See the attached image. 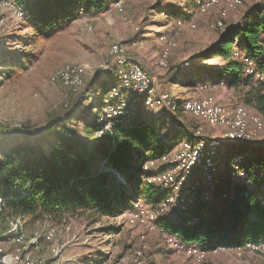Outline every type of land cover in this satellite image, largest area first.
Segmentation results:
<instances>
[{"label": "rangeland", "instance_id": "obj_1", "mask_svg": "<svg viewBox=\"0 0 264 264\" xmlns=\"http://www.w3.org/2000/svg\"><path fill=\"white\" fill-rule=\"evenodd\" d=\"M117 3V0H111L105 8L97 12L85 13L79 8L75 17L49 34L43 35L38 34L30 21L24 18L27 13L16 0L0 1V149H5L15 140L22 141L27 138L34 140L44 137L47 133L46 127L52 123H57L58 127L75 129L80 137L89 141L93 137L94 130L90 124L95 123L94 134L100 136L99 119L95 117L98 109L94 111V108L100 107L99 101L107 98L113 86L119 85L116 74L106 64L112 43L123 45L133 61L132 56L137 51L151 48L153 51L156 50L157 64L163 70H167L169 65L174 67L180 61L189 59L194 64L193 71L202 68L204 73H210V69H214L222 62L221 58L215 56L207 59H195L194 56L214 42L222 30L215 26V21L220 18L219 10L223 7V3L210 7L207 12L198 15L189 14L193 1L188 8L185 7L186 0H124L123 5ZM256 3L264 4V0H244L236 7L228 8L223 18L224 23L237 22L245 10ZM173 5L177 6L176 16L169 15L164 9ZM178 16L184 19V23L180 28H175L174 22ZM191 22L195 24L194 27L189 25ZM160 33L166 34L165 41L159 39V36L163 35ZM163 51L167 52L165 67L159 64ZM4 63L11 65L6 68ZM65 66L77 67L80 72L82 83L77 91L71 90L60 81L51 79L58 69ZM203 72H197V78L186 85L183 81L190 79L192 77L190 74L179 82H173L172 72L170 74L166 71L165 78L162 81L159 78V85L156 78L153 84H156L158 90L165 88L173 96H178L176 93L188 95L187 93L196 90L205 91L206 85L210 86V83L202 80ZM255 76L263 79L260 81H264V72L261 78L256 74ZM214 84L217 87L225 86L227 89L225 83L219 84L217 81ZM229 91L234 96V100L229 103H242L237 90L233 88ZM206 95L212 96V94L202 96ZM151 108L154 111L162 108L173 111L156 105L145 107L139 99H136L129 104L125 116L121 118L122 121L118 122L130 123V119L137 116L141 109H145L144 113L150 116V122L161 138H169L172 136L171 132L179 130L171 117L165 119L164 113L150 112ZM197 121L199 122L194 120L197 127L190 132L191 135L204 140L216 138L220 142V149L213 161L217 168L211 184L206 185V188L200 182L199 188L195 190L199 195L208 198L207 190L209 192L213 190L218 175L223 179L229 178L232 179L231 181L240 182V178H244L246 173L239 169L234 174L233 171L236 170L233 169L230 170V176L227 171L226 155L221 165L222 156L230 150L222 149L221 144L225 141L221 131L220 136L204 138L201 136L200 126V122L203 121ZM177 136H181V133ZM182 139L185 137L175 140L172 143L174 149L164 153L169 156L168 159H171L177 144ZM260 142H264V126L259 135L252 140V143ZM41 148L47 149V146L43 145ZM168 159L160 160L159 156L146 158L142 162V168L146 171L155 170L158 166L164 167L161 170L172 168ZM240 160H234V163L238 164ZM157 171L160 170L152 173ZM199 172H201L199 169H195L193 177L183 189L195 177L199 178ZM258 173L262 175L264 169L261 168ZM114 174L122 185L131 187L124 176L115 171ZM147 179L149 180L150 176ZM261 184H263L262 192L264 182ZM154 185L163 193H169V190ZM1 199L0 197V211L5 202ZM188 204L177 208L184 209ZM149 206L158 218V225H155L154 229L139 223L134 218L130 213L133 206L114 216H102L96 222H91L83 215L75 213L46 214L39 218L27 215L10 218L0 215V264H24L26 257L33 260L32 264H196L195 258L186 252V247L192 245L172 240L168 230L160 225V220L169 216L173 208L161 209L159 203L155 207ZM49 233H52V236L47 239L46 235ZM17 235L23 239L20 244L14 240ZM249 243L224 247L217 253L208 252L202 263L264 264V247L261 246L264 242L258 246Z\"/></svg>", "mask_w": 264, "mask_h": 264}, {"label": "trees", "instance_id": "obj_2", "mask_svg": "<svg viewBox=\"0 0 264 264\" xmlns=\"http://www.w3.org/2000/svg\"><path fill=\"white\" fill-rule=\"evenodd\" d=\"M110 1L16 0L27 13L24 18L43 35L71 20L79 8L85 13L97 12ZM192 1L186 0L185 7ZM164 9L172 16L178 12L175 5ZM210 56L222 59L210 73H204L202 68L193 71L194 64L189 59L174 67L169 65L166 71L172 72L173 82L190 74L192 77L183 81L186 85L197 78L199 71L204 74L203 81L225 83L237 90L242 103L264 121V81L247 73L244 61L250 59L255 70L264 72V4L249 6L237 22L225 24L217 39L194 58ZM9 65L4 63L6 68ZM140 116L137 114L130 123L114 121L98 137L94 134L95 123L90 124L94 128L90 141L75 129L52 123L41 139L15 140L0 149V197L5 201L0 215L39 218L75 213L96 222L102 216L132 208L135 200L157 206L165 193L147 178L164 167L146 171L142 162L167 152L168 146L182 136L162 140L150 119L141 120ZM43 145L47 149H42ZM263 152L264 143L243 144L225 152L221 165L226 155L230 176L236 168L244 170L246 176L237 182L218 175L213 190L205 189L208 198L196 191L184 209L171 208V214L160 220L161 227L168 230L172 240L203 249L264 242V173L258 175L264 169ZM241 154L245 155L235 164L236 156ZM114 171L124 176L131 187L122 185ZM157 223L156 216L154 224Z\"/></svg>", "mask_w": 264, "mask_h": 264}, {"label": "bare ground", "instance_id": "obj_3", "mask_svg": "<svg viewBox=\"0 0 264 264\" xmlns=\"http://www.w3.org/2000/svg\"><path fill=\"white\" fill-rule=\"evenodd\" d=\"M117 1L118 5H123L124 0ZM243 1L244 0H193V7L192 10L189 11V14L198 15L207 12L210 7L223 3V7L219 10L220 18L215 21V26L223 29L225 27L223 18L226 15L227 9L236 7L242 4ZM183 23L184 19L178 16L175 19L174 26L175 28H180ZM189 25L191 27L195 26L192 22ZM160 34L163 35H160L159 39L165 41L164 35L166 34ZM117 48L125 47L120 43H112L108 53L109 60L106 64L116 74V80L119 85L113 86L108 93L107 98L100 101V107L95 106L94 108V111L95 109H98L95 117L96 119H99L98 130L100 131V136L105 129L114 123V121H122V117L125 116L129 104L136 99H139L145 107L149 105L167 107L173 111L188 113L193 118L206 121L212 126L221 127V134L223 141L225 142H242L250 144L252 143V140L259 135L264 126L263 119L258 113L249 109L242 103H221L208 95L199 98H179L178 96H173L171 93L164 90L166 96L165 99L162 96L161 90H158L155 87L156 84H153L154 78L148 79V85H144L140 89L139 84H128V78H134L136 73L146 74L148 72L141 65L134 62L129 57L128 53L117 54ZM166 57L167 52L163 51L159 62L163 67L166 66ZM244 61L246 63V72L250 74L254 73L261 78L263 73L254 69L253 63L250 59L245 58ZM124 68H126L125 71ZM51 79L52 81H60L66 84L73 91H77L82 83L80 72L77 67L74 66H65L58 69ZM222 143L224 144V142ZM223 144H221L222 148ZM219 149L220 142L218 139L214 138L208 141V139L204 140L201 137L194 135L182 139L177 144L171 159H168L169 156L167 154L163 153L160 155V160L168 159V162L173 167L149 175V182L157 184L163 190H169V193L165 194L164 198L160 201L159 207L165 209L166 207L173 208L188 203L190 204L192 202L191 198L193 193L199 188L198 183L201 182L205 187L206 185L209 186L212 182L213 175L216 172V163L213 161L215 160ZM212 151L215 153H211ZM241 156L243 155L236 156L235 161H238ZM150 164H152V161ZM195 169L201 171L199 172V178L201 180L199 181V178L195 177V179L190 181V184L183 189L185 184L193 177ZM235 170L236 171H233L234 174L239 171L238 168ZM130 213L139 223L148 225L149 228L152 229L155 228L154 219L156 218V215H154V212L145 203L135 201ZM142 217H144V219H142ZM51 236L52 233H49L46 235V238L50 239ZM14 240L19 244L23 242L20 235H17ZM260 243L262 242L249 244L258 246ZM262 245L264 247V243H262L261 246ZM223 248L224 247L216 246L210 249H203L192 245L191 247H186V252L188 255L195 258L196 264H203V259L208 252L217 253ZM32 263L33 260L30 257L24 259V264Z\"/></svg>", "mask_w": 264, "mask_h": 264}, {"label": "crops", "instance_id": "obj_4", "mask_svg": "<svg viewBox=\"0 0 264 264\" xmlns=\"http://www.w3.org/2000/svg\"><path fill=\"white\" fill-rule=\"evenodd\" d=\"M169 23H171V22H169ZM148 38L151 39V37H148ZM177 47H178V43H177ZM155 52H156V50L153 51L152 48L151 49H147V50L143 49V50L137 51L132 56V58L139 65H141L144 69H146L150 73L154 74V76L157 77L156 81L158 79V83H159V78H160V81H162L165 78L166 70H163V69H161L158 66V64H157L158 54H155ZM172 54L173 53H170V55H172ZM170 64H171V60H170ZM204 77H206V76H204ZM209 83H210V86H209V84H207L206 85L207 90H205V91H197L195 89L196 91H192L190 94L187 93L188 95L181 94V93H176V94L178 95V97H181V98H184V97H196V96L200 97V96L205 95V94H212V96L218 102H221V103H229V102H232L234 100L233 94H231V91H229V90H232L233 88H228L227 87V89H226L225 86L217 87L215 84L213 85V82H209ZM214 83H216V82H214ZM203 84H205V83H203ZM162 87H164V86H162ZM223 87H225V88H223ZM159 88H161V87H159ZM161 89L166 90L165 88H161ZM152 109L153 108L149 109V111L153 112L154 110H152ZM143 110H145V109H141L140 119L141 120H148L150 118V116L148 114H145L144 113L145 111H143ZM155 112H160V113L162 112V113L165 114V117H164L165 119L167 117H171L176 122V126H177V128L179 130L171 132L172 133L171 135H178V134L181 133V136H184L185 138L192 137L193 135H191L190 132H192L195 127H197V125L195 124L194 120L196 122H199L195 118H193L191 115H189L188 113H184L182 111H178V112L177 111H175V112L171 111L170 112V111L166 110L165 108H162L159 111H154V113ZM200 126L202 127V135H201L202 137H204V138L211 137L212 138V137L220 136L221 127L211 126L206 121L200 122ZM173 149H174V145L170 144L168 146V150L167 151H172Z\"/></svg>", "mask_w": 264, "mask_h": 264}, {"label": "built area", "instance_id": "obj_5", "mask_svg": "<svg viewBox=\"0 0 264 264\" xmlns=\"http://www.w3.org/2000/svg\"><path fill=\"white\" fill-rule=\"evenodd\" d=\"M115 5H117V4H115ZM122 53H127L126 48H117V54H122ZM125 70H126V68H124V71ZM151 78H157V77H155L149 71L146 74H137L136 73L134 78H128V84H139V89H140L142 86L148 85V79H151ZM158 85H159V83H158ZM161 92H162V96L166 99L165 91L163 89H161ZM121 113H115V114H121ZM211 153H215V152L212 151ZM142 219H144V217H142Z\"/></svg>", "mask_w": 264, "mask_h": 264}, {"label": "water", "instance_id": "obj_6", "mask_svg": "<svg viewBox=\"0 0 264 264\" xmlns=\"http://www.w3.org/2000/svg\"><path fill=\"white\" fill-rule=\"evenodd\" d=\"M243 144H249V143H242V142H224L223 144V148L222 149H230V148H235L238 147L239 145H243ZM226 147V148H225Z\"/></svg>", "mask_w": 264, "mask_h": 264}]
</instances>
